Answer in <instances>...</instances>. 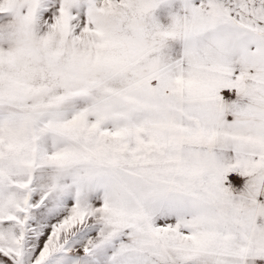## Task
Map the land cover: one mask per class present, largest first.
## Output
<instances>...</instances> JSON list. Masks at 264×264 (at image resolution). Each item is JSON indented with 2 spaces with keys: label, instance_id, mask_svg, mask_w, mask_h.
<instances>
[{
  "label": "snow or ice",
  "instance_id": "1",
  "mask_svg": "<svg viewBox=\"0 0 264 264\" xmlns=\"http://www.w3.org/2000/svg\"><path fill=\"white\" fill-rule=\"evenodd\" d=\"M0 264H264V0H0Z\"/></svg>",
  "mask_w": 264,
  "mask_h": 264
}]
</instances>
